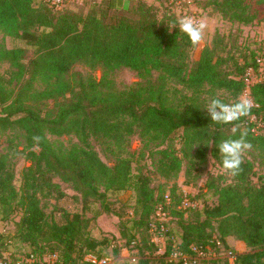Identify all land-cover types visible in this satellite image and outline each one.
<instances>
[{
	"label": "trees",
	"instance_id": "obj_1",
	"mask_svg": "<svg viewBox=\"0 0 264 264\" xmlns=\"http://www.w3.org/2000/svg\"><path fill=\"white\" fill-rule=\"evenodd\" d=\"M39 1L36 5L35 0H0V35L32 50L27 56L24 48L7 49L0 38V63L8 64V70L0 74V134L20 132L21 153L29 163L16 189L9 160L0 155V222L20 212L13 234L0 232V257L16 241L30 248L23 257L41 259L49 252L63 264H78L87 255L106 258L97 251L107 241L90 235L87 203L91 199L104 202L107 194L132 190L139 211L135 225L144 228L142 243L152 253L157 247L149 229L154 223L155 230H160L157 210L178 221L180 242L170 243L158 264H182L167 259L174 246L185 254L192 245H206L214 237L221 241L222 253L225 249L236 253L227 238L246 247L248 252L236 254L234 264H264V174L257 172L264 171V131L255 129L256 121L264 123V78L249 87L253 105L248 115L232 124L211 121L205 109L217 98L216 91L227 94L218 98L225 104L240 99L247 87L245 72L256 70V58L261 57L226 70L227 59L218 55L214 41L193 60L194 46L178 28H172L177 18L169 12L159 18L145 0H129L122 10L113 6L114 0H101L85 15L65 7L55 11L47 0ZM207 1L231 23L246 25L253 20L245 0ZM76 64L89 72H72ZM119 68L147 81L118 90L110 76ZM95 70L101 73L98 80L92 75ZM153 74L156 80H148ZM178 130L183 131V146L195 147L191 157L198 164L209 154L222 171L217 146L247 132L256 159H243L235 176L223 171L206 181L204 187L217 197L215 206L188 208L185 214L176 184L166 191L163 186L151 187L148 176L132 174L135 153L128 148L130 138L137 136L142 150L159 155L157 174L165 180L176 177L182 160L170 142ZM48 135L74 136L78 142L65 148ZM95 146L110 165L100 159ZM189 175L186 170V185L195 181ZM54 179L69 184L83 205L80 213L62 210L60 223L49 221L45 213L47 198L65 197ZM161 224L163 237L170 241L167 222ZM125 246L138 248L141 256L123 264H153L151 257L142 254L135 236Z\"/></svg>",
	"mask_w": 264,
	"mask_h": 264
},
{
	"label": "rangeland",
	"instance_id": "obj_2",
	"mask_svg": "<svg viewBox=\"0 0 264 264\" xmlns=\"http://www.w3.org/2000/svg\"><path fill=\"white\" fill-rule=\"evenodd\" d=\"M135 1V0H130ZM177 1V0H174ZM181 1V0H180ZM40 1L35 0V4L38 5ZM99 4L101 0H63V7L78 14H87L92 4ZM148 5L155 8L159 18L166 16V13L174 15L177 19L182 15H192L198 19L203 18L207 23V28L204 33V40L201 44L193 47L192 59L198 60L202 50L205 47H211L215 41L218 44L219 56L227 59L224 68L226 70L233 71L235 69L234 64L242 66L245 62L250 63L254 57L260 56L263 62V66L257 65V69H247L245 72L246 86L252 84L258 79L261 74H264V0H245V4L248 8V13L253 17V20L249 24L231 23L227 19L216 11L211 2L207 0H190L189 3L184 2L182 8L176 5H169L164 0H145ZM62 7V8H63ZM124 11V10H123ZM7 49L12 48H24L26 49V55L31 56L32 50L25 46L19 40H14L9 37L0 35ZM8 70L7 63H0V74ZM72 72H79L83 75L87 74L89 70L81 64H76ZM92 75L98 80L101 76L100 71H93ZM248 75V76H247ZM156 74H153L151 81L156 80ZM114 86L118 90H123L135 84L145 82L147 80L141 79L137 74L126 68L116 69L110 76ZM247 78V79H246ZM179 89V87H177ZM246 91V90H245ZM217 98L223 99L227 97V94L223 91H216ZM241 98L247 97L252 101L250 94L243 92ZM255 121V120H254ZM255 129L258 133L264 131V123L256 121ZM232 132V131H230ZM229 133V132H228ZM48 139L56 145H62L63 147H69L72 144L77 143V139L74 136L54 137L47 136ZM183 137V131L178 130L171 137L172 150L175 156L181 158V170L178 175L172 179L165 180L159 176L156 172V160L159 155H150L147 149L141 148L139 139L137 136L130 138L129 152L135 153L133 163L131 165L132 174H144L149 177L151 181V187L163 186L164 189L169 190L173 184L178 186V192L182 195L183 200L187 199L197 205V208L212 207L217 203L216 195L213 194V190H207L204 186L207 180L210 178L216 179L221 176L223 171L214 163L212 157L208 154L203 164H198L199 161L195 160V157H191L194 153L195 147L186 148L183 146L181 138ZM23 147V140L20 132L7 131L0 134V155H5L9 160L14 171V186L19 189L20 177L24 169L29 166V163L25 160L21 153ZM166 145L162 148L164 149ZM100 159L107 165L111 163L106 160L102 155L100 148L95 146L94 148ZM142 150V151H141ZM140 151L142 157H139ZM187 154V157H183ZM243 159L254 160L255 154L252 150L247 149L243 155ZM257 161V160H256ZM190 168V164H192ZM190 173L189 177L194 178L195 181L190 185L184 184L186 177L185 171ZM258 174H264L263 170H258ZM256 182V179H253ZM54 182L59 185L60 191L65 194L64 198L57 200L55 195H51L44 202L46 203L45 213L49 221L56 223L61 222V211L78 212L82 211V203L79 195L74 192L69 184L60 182L58 179H54ZM102 190V189H101ZM106 207L109 212L104 209ZM135 203V194L132 190H126L117 194H107L104 202L100 200L91 199L87 203L85 209V217L89 220V232L90 235L96 240H106L107 244L100 247L97 251L99 256L110 258L115 261V264H123L124 262L134 263L141 255L138 248H129L125 246L130 236H135L142 254L151 257L153 264H158L159 256H162L167 251L170 245H178L180 242V228L177 224L175 217H166L170 234V241H167L164 237L160 242H156L157 252L152 253L144 246V238L146 236L144 228L137 227L135 222L138 220L139 211L137 210ZM184 213H189L188 208L182 205ZM20 212L17 211L6 220L0 222V232L4 235H12L15 227V222L18 221ZM143 246V248H142ZM30 248L26 245H22L16 241H12L4 256L8 258L23 256L28 253ZM248 252L246 247L237 249V254ZM49 255V252L44 253L42 257ZM88 256V255H87ZM86 256V257H87ZM86 257L82 261H78V264H87ZM36 258V257H35ZM37 259V258H36ZM40 259V258H38ZM209 264H229V262L222 258L212 260ZM207 263V264H208Z\"/></svg>",
	"mask_w": 264,
	"mask_h": 264
},
{
	"label": "clouds",
	"instance_id": "obj_3",
	"mask_svg": "<svg viewBox=\"0 0 264 264\" xmlns=\"http://www.w3.org/2000/svg\"><path fill=\"white\" fill-rule=\"evenodd\" d=\"M173 27L178 28L188 37L189 42L196 46L204 40L207 23L203 18L198 19L192 15H182L172 24ZM252 103L247 97L240 98L233 104H225L222 100L213 98L205 109L211 121L220 124H232L241 117L248 115ZM236 130L237 128L234 126L233 131ZM246 136L247 132H242L238 139H227L217 146L221 156L222 169L226 174L235 176L239 173L243 163V155L251 147Z\"/></svg>",
	"mask_w": 264,
	"mask_h": 264
},
{
	"label": "built area",
	"instance_id": "obj_4",
	"mask_svg": "<svg viewBox=\"0 0 264 264\" xmlns=\"http://www.w3.org/2000/svg\"><path fill=\"white\" fill-rule=\"evenodd\" d=\"M169 5H176L180 8H182V5L184 2L189 3L190 0H164ZM47 3L51 8H53L55 11H60L63 7V0H47ZM257 65L263 66V62L261 59L256 58ZM248 76V75H247ZM264 78V74H261V76L256 79L252 84H248L246 87V91L248 94L249 87L255 83L260 82ZM247 79V78H246ZM253 105V104H252ZM168 196H166V201L168 202ZM182 205L186 206V208H197L198 206L195 205L193 202L184 199L182 201ZM156 219L155 221L160 222V230L159 232L155 230L154 223L150 224L149 233L152 237V242H160V240L163 238V232H165L162 222L165 221L166 215L162 212V209L159 208L156 212ZM222 243L220 240H218L216 237H214L212 240L209 241L206 245H192L187 253H182L179 248L173 247L170 255L168 256V261H181L182 264H207L208 262L212 260L217 259H226L229 264H234L236 260V253L233 252L230 249H225L222 253ZM86 261L89 264H113V260L110 258H101L97 259L92 255H88L86 257ZM0 264H63L58 258L56 254H49L47 256L42 257L41 259H36L34 256L30 255L29 257H19L17 260L13 261L11 258H8L2 255L0 257Z\"/></svg>",
	"mask_w": 264,
	"mask_h": 264
},
{
	"label": "crops",
	"instance_id": "obj_5",
	"mask_svg": "<svg viewBox=\"0 0 264 264\" xmlns=\"http://www.w3.org/2000/svg\"><path fill=\"white\" fill-rule=\"evenodd\" d=\"M128 2L129 0H114L112 4L116 9L122 10L127 6ZM226 243L230 248L236 251V254H237V249L243 247V244L241 242L236 241L233 238H227Z\"/></svg>",
	"mask_w": 264,
	"mask_h": 264
}]
</instances>
